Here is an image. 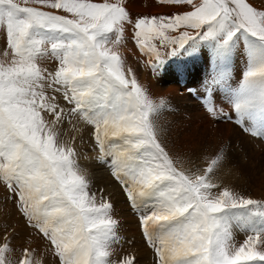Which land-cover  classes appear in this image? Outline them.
Here are the masks:
<instances>
[{
	"label": "snow or ice",
	"instance_id": "snow-or-ice-1",
	"mask_svg": "<svg viewBox=\"0 0 264 264\" xmlns=\"http://www.w3.org/2000/svg\"><path fill=\"white\" fill-rule=\"evenodd\" d=\"M163 2L177 6L176 14L131 21L123 6L107 0H24L39 8L0 0L12 55L9 63H0V178L30 226L50 241L59 264H134L131 258L113 260L110 238L118 222L110 197L100 190L98 200L89 190L75 147L59 139L66 118L73 116L94 127L95 145L112 157L111 176L129 202L158 197L155 209L140 217L147 241L154 228L175 222L168 235L150 242L155 264H264V235H248L237 247L218 219L225 210L264 201L216 184L212 177L222 167L219 156L194 172L177 168L152 119L163 101L155 103L130 69L126 76L116 50L126 21L133 24L136 47L153 65L189 41L222 31L225 42L240 30L264 41V0L259 6L257 0ZM37 28L64 35L46 43L33 37ZM46 44L57 62L52 68L38 59L48 51L42 48ZM246 77L250 89L264 82V63ZM93 104L100 111L90 120L81 110ZM9 250V242L0 246V264H9L4 255ZM30 255L26 248L19 264H33Z\"/></svg>",
	"mask_w": 264,
	"mask_h": 264
},
{
	"label": "bare ground",
	"instance_id": "bare-ground-1",
	"mask_svg": "<svg viewBox=\"0 0 264 264\" xmlns=\"http://www.w3.org/2000/svg\"><path fill=\"white\" fill-rule=\"evenodd\" d=\"M240 39L235 38L236 43H239ZM243 39L242 44L246 41L244 35ZM262 46L260 42L251 38L250 44L244 46L247 49L242 47L243 54L239 50H234V53L241 57L242 62L233 68L226 65L227 56L205 59L199 64L195 70L198 71L197 75L187 86L168 84V79L177 81L179 78L173 77V73L170 72L171 65L177 67L174 64L176 62L167 63L163 68L165 71H162L161 67L158 71L167 81L165 93H158L161 90L158 84V92L154 87L150 88L152 90L150 96H159L163 101V105L159 108L162 115L155 114V125L160 142L165 146L177 168L194 172L197 168H205L211 158L219 156L222 167L212 177L213 181L222 187L230 188L235 193L258 201H264V88L261 87L264 82L257 83L250 89L247 87L246 74L242 78L234 76V69L238 70L241 64L248 62L245 56L246 53L250 55V52V69L264 63V52L259 51ZM144 64L140 65L141 69L134 70L136 78L140 77L138 82L141 86L150 82L146 77ZM205 77L207 79L203 81ZM209 80L213 81V85L208 84ZM159 81L161 80L157 77L156 83ZM250 105L254 113L250 112ZM234 106L236 109L240 108L239 114ZM201 108L205 111H200ZM98 109V106L93 104L81 110V113L83 116L89 113L93 118ZM208 109L215 112V115ZM83 121V118L80 119L78 127L84 124ZM83 144L86 146L88 143L83 142ZM76 146L81 149L79 157L76 158L80 159L82 164L90 166L89 168L78 166L87 178L98 175V177H107L108 180L111 176V159L105 162L83 152L84 147L82 148L80 141H77ZM107 183L110 187H105ZM120 189L115 180L113 183L109 181L91 187V190L97 193V198H100V190H103V195L110 197V202L116 201L114 196ZM216 191L213 189V192ZM125 213L121 215L116 211V219L124 218ZM218 219L237 247L247 239L248 235L253 233L264 235V205L225 210L218 214ZM127 223H130L129 220ZM34 253L36 248L31 251V256L34 259L38 258L36 254L33 255Z\"/></svg>",
	"mask_w": 264,
	"mask_h": 264
},
{
	"label": "rangeland",
	"instance_id": "rangeland-1",
	"mask_svg": "<svg viewBox=\"0 0 264 264\" xmlns=\"http://www.w3.org/2000/svg\"><path fill=\"white\" fill-rule=\"evenodd\" d=\"M17 3L21 4V6H33V7H41L38 4H31L28 5L24 4V0H16ZM93 3H103L105 0H91ZM109 3L118 4L120 6H123L125 8V11L129 13V17L131 21H134L137 18L141 17H158V16H166L169 14H176L177 12V6H173L167 3H164L163 0H107ZM261 0H257V6H259V3ZM42 10H48V9H42ZM54 12H60V10H51ZM68 15L69 18H71V14H65ZM183 31H191L189 29H183ZM134 33V27L133 24L129 22H125V30L122 36V39L117 46L118 54L122 57L124 61V69L126 76L128 75V70L130 69L132 73H134L135 69H141V64H144L145 74L146 77L149 79L150 82L146 83L145 86L148 90V94L152 95L150 90L151 86L154 87L158 92V86L161 89L158 93H165L164 88L167 84V81L159 75V69L161 67L162 71L164 67H166L167 63L171 64V62L174 63L177 67H172L171 65V73L173 77L179 78V80L175 81L168 79V84L170 85H180L184 86L182 84H185L186 86L189 85L190 80L197 75V72L195 70L198 68L199 64L203 62L207 58L211 57H217L221 56V58H227L225 59V63L228 67L233 68L237 66L239 63L242 62L241 57L237 56L234 53V50H239L240 52H243V48L247 49V44H250V39L255 40L257 42H260L264 47V41H260L256 39L255 37L251 36L250 34L244 32L243 30L238 31L231 39L224 41V36L226 35V32H218L216 35H214L210 39H196L189 41L188 43L184 44L183 47H179L175 50L174 53H171L167 55L165 59H163L160 63L153 65L154 61L149 58V56L144 55L141 53L139 48L136 47L135 39L133 36ZM172 35H179L178 32H172ZM242 34V35H240ZM62 33H58L55 31H50L47 29H34L33 30V37L37 39H41L44 42H50L55 41L58 39L63 38ZM240 35V36H239ZM243 35L244 38L246 37V41L243 42ZM241 38L238 40L239 43H236L235 38ZM114 38V37H113ZM108 39H111V34H109ZM157 46H159V42L157 41ZM43 47H47L48 51L44 52L43 55L38 57L40 65L46 66L48 68H52L57 62L54 60V58L50 57V44L42 45ZM261 47V48H262ZM236 48V49H235ZM260 48V52H264V49ZM185 50V51H184ZM162 53H167L171 51V47L167 49H161ZM186 53H184V52ZM221 51V53H220ZM224 51V52H222ZM225 53V54H222ZM127 54V55H126ZM129 54V55H128ZM247 56L246 60L248 62H245L240 65V69L235 70L234 76H238L242 78L245 77L244 74H247L250 70V58H251V52L250 55L246 53ZM12 55H11V49L8 47L7 44V28L6 24L3 22H0V63L7 64L11 61ZM236 62V63H235ZM235 63V64H234ZM147 64V67H146ZM153 65V66H152ZM154 67V68H153ZM248 68V69H247ZM127 69V70H126ZM155 69V71H154ZM157 69V70H156ZM135 70V71H134ZM246 71V72H244ZM148 72V73H147ZM152 73V74H151ZM161 73V70H160ZM154 74V75H153ZM159 75V76H158ZM154 76V77H153ZM157 77L160 78L161 81L156 83ZM183 77V79H182ZM131 76H129V79ZM137 79H140L137 78ZM207 79L205 77L203 81ZM158 84V86H157ZM209 85H213V81L209 80ZM262 88H264V84L261 85ZM152 99L153 97L156 99H153V101L159 104L162 99L161 97H155L150 96ZM205 100V96L203 97V101ZM202 101V102H203ZM201 102V103H202ZM200 103V104H201ZM239 104V102H237ZM236 103V104H237ZM91 105L87 106L90 107ZM237 106V105H236ZM239 106V105H238ZM235 110L240 112V108ZM86 108H84L85 110ZM83 110V109H82ZM249 108L246 109L248 111ZM100 109H98V112L94 115L92 118L89 113H87L86 117L88 119H94L99 114ZM160 109L152 114V119L155 124V114L160 113ZM200 111H205V109H202ZM238 112V114H239ZM250 112L254 113V109L250 105ZM83 115V113H81ZM162 115V114H161ZM82 119V117L77 118L76 116L66 118L63 126L60 128V134L59 139L62 143H68L75 147L77 151V156L80 152V148L76 146L77 141L81 142L83 152L92 155V157L97 158L99 160L108 161L112 159L110 155H105L104 153L100 152L99 148L95 145L94 141V127L92 125L87 124L85 121L84 124L81 127H78V123ZM93 130V131H92ZM88 143L86 146L83 144ZM85 149V151H84ZM77 166H84V167H90L89 165H84L81 163L80 159L76 158ZM112 176L109 177L107 180V177H98L96 176H90L88 177L89 181V190H91L92 186H97L99 184H102L104 182L113 183ZM105 187H110V184H105ZM103 188V187H102ZM96 193V192H95ZM108 194V193H107ZM109 196V194H108ZM116 201L111 202L113 207L111 211L112 217L116 219V211H118L121 215L125 216L124 218L121 217L120 220H117V225L113 229V235L110 238L111 243V251H113L116 256L113 257V260H116V257L118 256L119 259L123 260L125 258H131L133 259L134 264H155L156 262V256L154 249L152 248L150 242L151 240H158L166 235H168L176 226L175 222L170 225H165L163 227H156L151 232L150 240L147 241V239L144 237V234L141 231V228L139 226L140 217L144 216L146 214L151 213L155 207L158 204V197L155 195L146 196L141 198L139 201L135 203H131L128 201L127 197L122 193V189L118 191L115 194ZM99 200V198H97ZM129 216V217H128ZM128 217V218H127ZM129 220L130 223H127ZM7 238V240H5ZM9 242L10 243V249L9 251H6L4 255L7 257L9 264H19V260L24 257V250L26 248H30L29 251L33 252V250L36 248V253L33 255H37L38 258H32L30 255V259L33 261V264H35L36 261H39L40 264H59V258L54 254V248L50 245V241L43 239L40 234H38V231L30 226V221L27 219V217L23 213V207L21 206L19 200L16 196L13 195V193L6 187V182L0 178V246L3 245V243ZM33 246V250H32Z\"/></svg>",
	"mask_w": 264,
	"mask_h": 264
}]
</instances>
